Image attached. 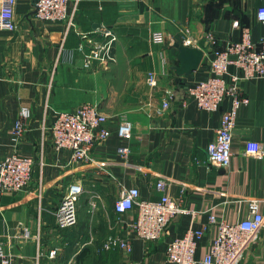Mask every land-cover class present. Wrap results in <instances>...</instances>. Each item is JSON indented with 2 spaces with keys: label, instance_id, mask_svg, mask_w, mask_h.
<instances>
[{
  "label": "crops",
  "instance_id": "crops-1",
  "mask_svg": "<svg viewBox=\"0 0 264 264\" xmlns=\"http://www.w3.org/2000/svg\"><path fill=\"white\" fill-rule=\"evenodd\" d=\"M260 7L264 0H80L68 6L71 25L37 18L34 0L17 1V28L0 29V161L17 150L36 164L29 186L0 200V240L10 264H64L60 256H79L85 244L94 256H119V264H169V243L208 223L211 213L231 223L249 217V198L264 200V156L246 153L250 140L264 150V76L241 80L250 101L238 114L229 167L211 164L207 147L230 98L208 111L188 93L209 77L214 47L240 39L241 27L234 21L247 23L254 40L264 36ZM106 30L117 37L115 60L85 68L78 50L82 35L105 41ZM187 30L197 41L192 47L202 52L200 58L190 56L191 66L180 56ZM156 31L165 34L164 43L152 41ZM150 71L157 73V86L147 81ZM169 91L174 98L163 110ZM85 103H97L108 115L112 135L94 146L92 163L72 164L70 150L54 147L50 126L58 112ZM22 106L30 108L31 117L15 145L13 128ZM125 119L134 125L128 159L118 152L126 141L117 125ZM161 176L171 179L168 193L182 197L191 213L177 214L161 240H143L131 228L135 211L120 215L114 203L122 188L131 186H138L143 198H159ZM74 182L85 188L78 222L60 228L54 211ZM218 230L217 223L210 224L198 240L197 259L209 251ZM111 236L130 240L132 251L104 249ZM56 246L61 248L57 258L49 259L47 252ZM241 264H264V229Z\"/></svg>",
  "mask_w": 264,
  "mask_h": 264
},
{
  "label": "built area",
  "instance_id": "built-area-1",
  "mask_svg": "<svg viewBox=\"0 0 264 264\" xmlns=\"http://www.w3.org/2000/svg\"><path fill=\"white\" fill-rule=\"evenodd\" d=\"M18 0H0V29L15 30V6ZM70 2L75 6L80 0H34V10L37 18L46 22L68 21L73 24L68 11ZM258 19L264 24V7L257 12ZM234 26L241 27V37L230 41L225 47H214L211 58V70L208 78L198 81L189 88V96L201 109L215 111L221 108L225 98H230V105L222 112L221 123L215 138L208 144L209 162L213 165L229 167L233 155L232 143L241 107L250 101L240 85L242 79L264 76V36L256 41L252 37V28L241 25L238 20ZM184 39L187 46L197 45V41L189 36V30ZM105 41L93 40L83 34V42L78 50L83 54V66L92 68L96 62L108 64L115 60L114 42L117 40L112 30L104 32ZM210 38L212 36L210 35ZM214 41V39H211ZM152 41L164 43L166 36L162 31L152 34ZM87 46L89 49H87ZM231 66L237 71L232 72ZM147 81L151 86L158 85V76L154 71L148 72ZM174 98L169 91L163 101L164 110ZM31 110L22 106L19 117L13 128L15 145L27 131ZM133 122L121 120L117 125L118 135L126 141L118 147V152L128 159L131 147L129 141L133 138ZM53 145L56 150H70V163H92L94 146L112 135L109 127V117L97 103H85L72 111H60L50 126ZM246 153L252 156H264L261 143L250 140L246 144ZM42 163V160L39 162ZM36 160L13 150L0 161V200L7 192H18L26 189L33 176ZM171 179L161 176L157 187L162 194L157 199L143 198L138 186L123 187L114 203L115 211L123 215L135 211V220L131 228L136 237L148 241L161 240L172 219L177 214L191 213L183 204V198L171 196L167 189ZM81 182L71 183L59 205L54 211L56 224L60 228H69L78 222V201L84 192ZM261 198H249L250 215L237 222L226 219L217 220L211 213L208 223L200 228H190L183 236L172 240L167 248L166 258L169 264H241L246 258L251 245L258 240L264 229V212L260 210ZM92 206L96 204L92 202ZM195 214V212H192ZM217 223L218 235L210 244L209 251L201 259L196 258L198 240L203 237L210 224ZM22 235V234H21ZM24 235H27L24 233ZM23 235V236H24ZM107 249L121 248L132 251V243L128 239L111 236L105 245ZM60 247L56 246L47 252L49 259L57 258ZM41 256H38L39 261ZM0 264H10V254L4 241L0 240ZM128 264H147L145 260L131 261Z\"/></svg>",
  "mask_w": 264,
  "mask_h": 264
},
{
  "label": "rangeland",
  "instance_id": "rangeland-1",
  "mask_svg": "<svg viewBox=\"0 0 264 264\" xmlns=\"http://www.w3.org/2000/svg\"><path fill=\"white\" fill-rule=\"evenodd\" d=\"M103 248L105 249L104 246ZM78 255L79 256L60 257L64 261V264H119V256H98V254L97 256H94L90 250V246L86 244L81 246V250L79 251Z\"/></svg>",
  "mask_w": 264,
  "mask_h": 264
},
{
  "label": "water",
  "instance_id": "water-1",
  "mask_svg": "<svg viewBox=\"0 0 264 264\" xmlns=\"http://www.w3.org/2000/svg\"><path fill=\"white\" fill-rule=\"evenodd\" d=\"M179 47H180V56L187 66H191L190 65L191 55H193L195 58H200L202 56V52L195 47L187 46V45H179Z\"/></svg>",
  "mask_w": 264,
  "mask_h": 264
},
{
  "label": "trees",
  "instance_id": "trees-1",
  "mask_svg": "<svg viewBox=\"0 0 264 264\" xmlns=\"http://www.w3.org/2000/svg\"><path fill=\"white\" fill-rule=\"evenodd\" d=\"M239 23H240V22H239ZM240 24H241V25H248L247 23H242V22H241Z\"/></svg>",
  "mask_w": 264,
  "mask_h": 264
}]
</instances>
